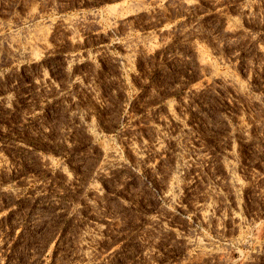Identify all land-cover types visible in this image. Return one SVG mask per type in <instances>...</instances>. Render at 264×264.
<instances>
[{"label":"rangeland","instance_id":"1","mask_svg":"<svg viewBox=\"0 0 264 264\" xmlns=\"http://www.w3.org/2000/svg\"><path fill=\"white\" fill-rule=\"evenodd\" d=\"M0 264H264V0H0Z\"/></svg>","mask_w":264,"mask_h":264}]
</instances>
